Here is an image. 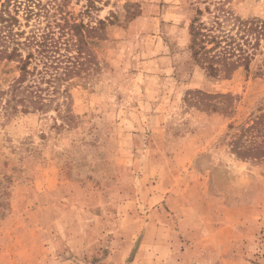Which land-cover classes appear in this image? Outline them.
Wrapping results in <instances>:
<instances>
[{
	"label": "rangeland",
	"instance_id": "1",
	"mask_svg": "<svg viewBox=\"0 0 264 264\" xmlns=\"http://www.w3.org/2000/svg\"><path fill=\"white\" fill-rule=\"evenodd\" d=\"M20 1L0 9L23 40ZM47 1L104 20V38L40 109L24 110L18 61L0 55V264H264V157L230 144L264 112V0ZM206 8L262 22L248 69L193 61L188 25Z\"/></svg>",
	"mask_w": 264,
	"mask_h": 264
},
{
	"label": "trees",
	"instance_id": "2",
	"mask_svg": "<svg viewBox=\"0 0 264 264\" xmlns=\"http://www.w3.org/2000/svg\"><path fill=\"white\" fill-rule=\"evenodd\" d=\"M49 4L51 1L24 0L25 20H32V23L23 40H20L23 32L13 29L19 24L18 19L9 12L5 17V10L1 12L0 9V24L6 22L1 24L0 33L4 32L2 37L11 40V50L8 52V45H4L0 55L18 61L20 74L12 88L23 94L19 100L25 103L24 110L28 106L43 108L52 100L55 82L68 80L86 70L91 58L86 46L87 37L104 38V20L97 18L95 25L76 21L65 16L58 5ZM21 5L20 0H14L15 15ZM206 11L213 13L209 22L200 20L202 10L197 9V15L188 25V47L193 61L211 76L228 77L240 66L248 69L262 34V22L256 18L242 19L222 9L214 12L206 8ZM0 43L4 41L0 40ZM188 94L190 98L199 94L226 103L232 99L228 93H207L199 89L190 90ZM238 130L231 135L232 152L242 159L263 158L264 112L254 115Z\"/></svg>",
	"mask_w": 264,
	"mask_h": 264
}]
</instances>
